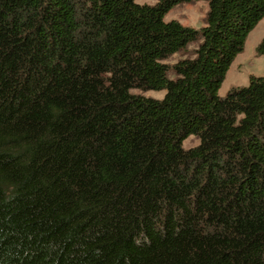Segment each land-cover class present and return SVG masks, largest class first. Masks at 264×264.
<instances>
[{
	"label": "trees",
	"instance_id": "obj_1",
	"mask_svg": "<svg viewBox=\"0 0 264 264\" xmlns=\"http://www.w3.org/2000/svg\"><path fill=\"white\" fill-rule=\"evenodd\" d=\"M263 18L0 0V264H264V76L220 94Z\"/></svg>",
	"mask_w": 264,
	"mask_h": 264
},
{
	"label": "rangeland",
	"instance_id": "obj_2",
	"mask_svg": "<svg viewBox=\"0 0 264 264\" xmlns=\"http://www.w3.org/2000/svg\"><path fill=\"white\" fill-rule=\"evenodd\" d=\"M137 1L150 4L157 2V0ZM208 10L209 4L207 1L183 2L171 9L166 15V19H176L184 25L199 29L205 24ZM263 38L264 18L250 33L243 52H241L234 60L220 89L221 95H225L233 87L247 85L249 83L250 77L253 75L264 76V55H259L257 53V46ZM197 46L198 43L190 44L187 49L176 53L168 61L170 63H174L182 57L193 56L194 50L197 48ZM132 92L154 98H163L165 94L164 91L156 90L143 91L135 89L132 90ZM199 141V137L192 135L187 140H185L184 146L189 148L198 144Z\"/></svg>",
	"mask_w": 264,
	"mask_h": 264
}]
</instances>
